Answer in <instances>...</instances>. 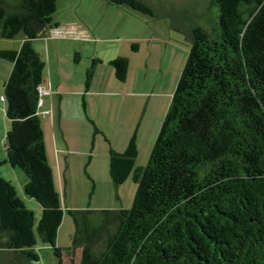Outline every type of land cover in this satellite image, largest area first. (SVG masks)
Segmentation results:
<instances>
[{
    "label": "trees",
    "instance_id": "1",
    "mask_svg": "<svg viewBox=\"0 0 264 264\" xmlns=\"http://www.w3.org/2000/svg\"><path fill=\"white\" fill-rule=\"evenodd\" d=\"M55 1L0 0V35L24 34L0 56L11 61L3 82L6 159L25 174L23 191L41 208L38 236L57 264L62 249L75 248L77 264H264V0H208L217 11L207 27L175 26L189 50L146 163L134 164V133L123 150L108 147L112 185L129 176L137 184L132 204L65 209L74 225L65 248L55 245L64 209L37 104L46 62L32 44L52 24ZM109 1L157 14L145 0ZM109 62L124 79L128 58ZM32 226V210L0 175V264L38 260Z\"/></svg>",
    "mask_w": 264,
    "mask_h": 264
},
{
    "label": "rangeland",
    "instance_id": "2",
    "mask_svg": "<svg viewBox=\"0 0 264 264\" xmlns=\"http://www.w3.org/2000/svg\"><path fill=\"white\" fill-rule=\"evenodd\" d=\"M145 1L157 14L109 0H56L52 22L57 21V29L47 28L32 39L46 62L42 80L45 93L40 96L51 111L40 114V127L47 163L64 209L55 238L58 247L70 246L74 231L65 209L131 206L137 184L129 176L118 187L112 185L108 147L123 150L134 133V164L146 163L189 50L185 32L175 26L207 27L217 11L208 0ZM23 35L22 31L12 37L0 35V49L18 48ZM52 36L55 38L48 39ZM132 43L137 47L132 48ZM116 55L128 58L122 80L114 76L109 62ZM93 60L86 87V70ZM10 68L11 61L0 56V175L9 180L33 212L38 260L32 264H57L52 247L38 236L41 208L23 191L25 174L6 159L4 135L9 119L3 82ZM93 123L99 129L96 132ZM79 259L80 248L62 249L61 264H77Z\"/></svg>",
    "mask_w": 264,
    "mask_h": 264
},
{
    "label": "crops",
    "instance_id": "3",
    "mask_svg": "<svg viewBox=\"0 0 264 264\" xmlns=\"http://www.w3.org/2000/svg\"><path fill=\"white\" fill-rule=\"evenodd\" d=\"M55 22H56V24H55ZM58 23H57V21L56 20H54L53 22H52V24L50 25V26H48L47 28H49V30H55V29H57V27H58V25H57ZM47 30V29H46ZM53 38H55V37H48V39H53ZM44 79V78H43ZM51 79V78H50ZM50 85H51V82H50ZM44 87H45V85H44ZM45 93V92H44ZM45 105V100L42 98V102H41V104H39L38 105V111H39V113L41 114H45V113H49L51 110L49 109V107H45L44 106ZM132 135V134H131ZM130 138V137H129ZM129 140V139H128ZM128 142V141H127ZM126 146V145H125ZM125 148V147H124ZM121 151V150H120ZM56 164H57V170H59V160H58V158L56 157ZM51 167V166H50ZM58 172V171H57ZM52 173V172H51ZM54 176V175H53ZM53 178H55V177H53ZM52 178V179H53ZM9 181V180H8ZM53 184H54V187H55V189H56V181L53 179Z\"/></svg>",
    "mask_w": 264,
    "mask_h": 264
},
{
    "label": "built area",
    "instance_id": "4",
    "mask_svg": "<svg viewBox=\"0 0 264 264\" xmlns=\"http://www.w3.org/2000/svg\"><path fill=\"white\" fill-rule=\"evenodd\" d=\"M42 92H45V87H44V84L43 83H41L39 85V97H38V100H37V104L38 105L41 104V102H42V98L40 96Z\"/></svg>",
    "mask_w": 264,
    "mask_h": 264
},
{
    "label": "water",
    "instance_id": "5",
    "mask_svg": "<svg viewBox=\"0 0 264 264\" xmlns=\"http://www.w3.org/2000/svg\"><path fill=\"white\" fill-rule=\"evenodd\" d=\"M12 165V164H11ZM12 166H14V165H12Z\"/></svg>",
    "mask_w": 264,
    "mask_h": 264
}]
</instances>
